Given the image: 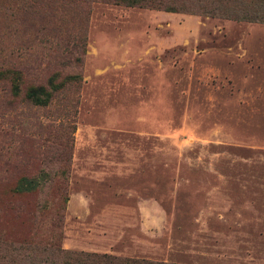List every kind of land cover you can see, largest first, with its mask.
Listing matches in <instances>:
<instances>
[{"label": "rangeland", "instance_id": "obj_1", "mask_svg": "<svg viewBox=\"0 0 264 264\" xmlns=\"http://www.w3.org/2000/svg\"><path fill=\"white\" fill-rule=\"evenodd\" d=\"M3 69L22 83L0 80V264L58 211L62 249L264 264V18L0 0Z\"/></svg>", "mask_w": 264, "mask_h": 264}, {"label": "trees", "instance_id": "obj_2", "mask_svg": "<svg viewBox=\"0 0 264 264\" xmlns=\"http://www.w3.org/2000/svg\"><path fill=\"white\" fill-rule=\"evenodd\" d=\"M116 4L130 7H142L158 9L170 12L209 13L213 14L216 9L222 10L224 6L238 8L244 18H264V0H112ZM240 3V4H239ZM9 82V90L12 95L20 91L22 78L20 72L15 69L0 70V80ZM61 83L49 79L47 87L42 85H27L24 89L25 97L36 105H44L48 102L52 92ZM48 179L43 172L40 179L21 176L16 186L12 189L15 194L26 193L37 189ZM35 213H45L44 205H35ZM61 213H55V222L50 224L43 236L34 233L31 240L16 239V245L5 243L4 262L15 264H181L165 261H154L144 257H124L108 253H94L62 249L59 245V223ZM34 229L36 227L34 226Z\"/></svg>", "mask_w": 264, "mask_h": 264}]
</instances>
